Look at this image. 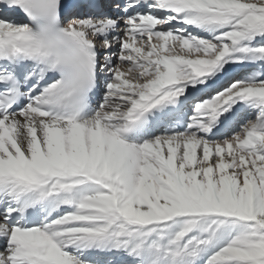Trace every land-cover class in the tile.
Here are the masks:
<instances>
[{
	"label": "snow or ice",
	"instance_id": "snow-or-ice-1",
	"mask_svg": "<svg viewBox=\"0 0 264 264\" xmlns=\"http://www.w3.org/2000/svg\"><path fill=\"white\" fill-rule=\"evenodd\" d=\"M0 0V264H264V0Z\"/></svg>",
	"mask_w": 264,
	"mask_h": 264
},
{
	"label": "bare ground",
	"instance_id": "bare-ground-1",
	"mask_svg": "<svg viewBox=\"0 0 264 264\" xmlns=\"http://www.w3.org/2000/svg\"><path fill=\"white\" fill-rule=\"evenodd\" d=\"M109 10H112L111 8H109ZM108 11V10H107Z\"/></svg>",
	"mask_w": 264,
	"mask_h": 264
}]
</instances>
